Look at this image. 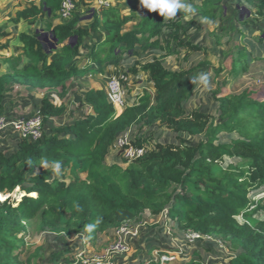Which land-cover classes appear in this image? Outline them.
<instances>
[{"label": "trees", "instance_id": "trees-1", "mask_svg": "<svg viewBox=\"0 0 264 264\" xmlns=\"http://www.w3.org/2000/svg\"><path fill=\"white\" fill-rule=\"evenodd\" d=\"M93 1L79 3L91 5ZM226 1L192 2L188 13H198L211 25L223 17ZM247 1L254 3L258 16L264 15V0ZM131 4L143 9L140 0H131ZM60 8L61 0H43L41 7L33 5L18 15L34 22L39 14L45 15L50 9L56 15ZM100 9H94L90 28L78 27L77 12L54 27L59 44L72 37L77 40L52 54L44 51L36 35L21 34L24 52L8 58L11 71L0 76V114L5 111V89L11 82L60 87V96L65 97L66 82L86 72L68 65L81 41L101 25L108 35L90 55L94 62L105 63L119 50L134 52L144 38L163 31V38L151 43L153 47L167 53L180 49L207 51L205 46L184 38L188 30L182 19L156 20L154 14L158 12L148 11L135 29L123 32L134 14H122L116 6ZM244 54L248 52H239L233 59V76L251 74L250 58L245 64L240 62ZM25 56L31 64L20 71L16 67ZM162 57L128 70L147 72L155 90L133 93L127 86V104L121 112L116 111L104 89H90L81 105L91 106L92 113L45 131L41 139H21L11 153L0 151V196L13 193L20 200L8 197L0 201V264H38L44 253L41 245L34 247L29 242L34 233L48 231L60 238L83 234L93 244L101 236L110 235V243L116 229L126 221L162 213L179 238L185 239V232L194 231L222 242L229 253L221 255L226 264H264V197L255 199L264 189V95L259 96L250 87L228 93L217 87L213 91L217 115L190 109L189 102L198 88L192 78L201 72L210 75L212 62L204 58L189 67L171 68ZM41 111L46 123L51 117L63 115L66 106L45 97ZM157 123L180 137H203L197 144L182 137L179 143L158 142L154 149L132 161L120 151L116 161L108 160L121 134L135 127L131 130L133 144L147 146L149 135L141 136V130ZM223 135L230 139L223 141ZM42 160L48 161L47 167L41 165ZM54 161L62 162L59 175L53 171ZM79 250L64 248L51 260L53 264H72ZM206 253L205 249H193L184 259L163 264H213L207 261ZM139 264L161 263L150 256Z\"/></svg>", "mask_w": 264, "mask_h": 264}, {"label": "crops", "instance_id": "crops-1", "mask_svg": "<svg viewBox=\"0 0 264 264\" xmlns=\"http://www.w3.org/2000/svg\"><path fill=\"white\" fill-rule=\"evenodd\" d=\"M42 1L43 0H0V29L2 30V34H0V76L11 71L10 63L7 62L8 58L13 56H20L23 54L24 44L20 39L21 34L36 35L44 51L48 54H52V52H54L55 50L60 49L65 43H70L69 39L63 44H59V42H57V47L55 48L51 47V41H53L52 37H55L53 29L63 22V19L60 17L59 12H57L56 15H53L49 9L48 11H46L45 15L39 14L35 18L34 22H30L29 19L19 17L18 13L20 11L30 8L33 5L41 7ZM187 1L190 4L192 2L195 4H199L202 0ZM228 1H226L224 5L225 11L223 17L211 25H207L198 13L189 14L188 12H179L173 19L178 20L180 17V19L187 23L188 33L184 38L191 39L193 42L202 46L205 44L203 43V41H201L202 29L206 30V33L209 34V32L213 33L214 31L220 32L221 28L225 27V30H228V35L227 38L223 39L224 45L222 47H224V51L231 49L239 51V46L241 45V48H243L245 51H247V49L251 50L248 51V53L253 52V54L249 55L248 57V59L250 58V60L247 61L250 63L251 69H255V67L258 65H264V40L260 38L262 37L264 39V15H257L253 2L251 3L247 0H233L232 5L235 8H229ZM111 3V6L119 7L122 14H134V18L123 26V32H129L135 29L141 22L142 15H145L148 12V10L145 8H134L131 4V0H111ZM88 5L89 4H87L86 2L79 3V8L77 10V13L80 15L78 27L90 28L93 22L94 15H87V8L89 6L96 9V11L101 10V7L96 5L94 1L91 5ZM44 9L47 10L48 8L45 7ZM243 11H245V16H242L240 14V12L242 13ZM154 18L156 20H160L163 17L156 13L154 14ZM249 22H252L253 24V36L246 34V32H248L250 28ZM233 28H235L234 31ZM229 29L231 31L230 33ZM42 34H47V37L43 36L41 39ZM164 34L165 32L163 31L155 37L149 39L144 38L141 43L136 44L134 52H129L126 49L119 50L115 58L106 60L105 63H100L94 62L90 55L93 53V51L97 50L99 48V45L107 38L108 33L101 25L98 29L92 31L88 36H86L83 41H81L79 51L73 57L71 63L68 65L69 68L77 67L80 71L86 72L74 75L66 82L68 91L65 97L62 98L60 96V87L39 88L27 84L11 82L6 86L5 89L4 114L11 117L29 116L37 108H41L43 99L45 97H48L53 103L57 105L64 104L66 106V111L63 115L51 117L48 121H46L45 131L48 132L53 127L73 123L76 119L82 118L85 115L92 113L93 108L89 105L81 106V102L84 100L86 93L90 89H104L106 91V84L110 77L113 75L127 72L129 76V82L127 85L129 87H132L133 93L143 91L144 89H150L154 91V85L151 82L149 74L147 72H138L136 74L132 72L129 73L128 70L145 62L151 61L156 57L159 58L162 56V60L167 66L171 68L189 67L206 58L204 52H191L188 49H180L178 50V52L167 53L162 51L158 47H153L151 43L158 38H163ZM205 39L206 36L203 38V40ZM211 42L213 43V40H211ZM125 45L126 44H123V46ZM172 54H176L174 55V59H169ZM103 57L105 58V55H103ZM195 57H197V60H194ZM50 61L51 57L49 58V62ZM30 64V59L25 56L20 64L16 67V69L22 71L24 69H27ZM136 78L140 79L141 82L137 81ZM133 81L138 82L136 84V89H134V87L132 86ZM230 83H228V85ZM198 90L199 87L197 88L191 100L194 99ZM242 90L243 89L238 90L235 88L231 91L226 92H239ZM134 128L135 127H132L130 130L134 131ZM20 140L21 139L19 138V136L12 131L4 133L0 137V151L11 153L18 148ZM118 156V149L111 148L108 155V160L110 162L116 161L118 159ZM153 217L156 218L157 216ZM143 226H145V224ZM168 235H170V238L173 239L174 235H171L170 231H168ZM177 238L174 237V240H178ZM98 240L101 241V237ZM99 244H101V246ZM107 244L108 243L103 245V242L101 241V243L97 242L93 245L88 246L79 245L76 248L80 250L85 249L86 251L93 253L101 251ZM156 245L160 246L157 243ZM170 251H181V258L184 259L186 257L185 251L182 247L178 246L174 249L169 248L167 243L164 244L163 247H155L149 257L151 256L157 260L158 253ZM225 261L227 263V260Z\"/></svg>", "mask_w": 264, "mask_h": 264}, {"label": "rangeland", "instance_id": "rangeland-1", "mask_svg": "<svg viewBox=\"0 0 264 264\" xmlns=\"http://www.w3.org/2000/svg\"><path fill=\"white\" fill-rule=\"evenodd\" d=\"M186 2L189 3L187 0ZM232 4H233V0H229L228 7L229 8L234 7ZM87 15L88 16L94 15V12L90 11V6L87 8ZM249 26H250V28L248 27L249 31L246 32V34L253 36L254 28H253L252 22H249ZM225 29L226 28L224 27V28H221L220 32L214 31L213 33L209 32V34L206 33V30L202 29L201 41L205 43L203 46L207 48V51L204 52L205 57L208 58L213 64V70L210 73L211 88L205 89L202 86L199 87V90L196 96L189 103L190 109L199 108V109H202L208 112H212L217 115L216 101L213 96V91L217 87H223L222 89L224 93L226 91H231L232 89H235V88L238 90H241L246 87H250L251 89H254V91L259 92V96L264 95V65L262 66L258 65L255 67V69L252 68L250 71L251 74H242L238 76H233L230 73V70L232 68L233 59L237 56L239 52H243L244 49L241 48V45H240L239 51H235L233 49L224 51V47H222L224 45L223 39L227 38V35H228L227 33L228 30L226 31ZM234 30L235 28H233V31ZM230 32L231 31L229 29V33ZM205 36H206V39L203 40ZM211 40H213V43L211 42ZM248 51H251V50L247 49L246 52ZM251 54H253V52L250 54L249 53L244 54L243 56L244 59H241L240 62L242 64H245L246 63L245 60ZM174 55L176 54H172L171 57H169V59H174ZM194 60H197V57H195ZM136 80L141 82V80L138 78H136ZM137 81L136 82L133 81L132 83V86L134 87V89H136V84L138 83ZM228 83L230 84L228 85ZM141 131H142L141 136L143 135V133H146L147 135H149L148 136L149 139L147 141V146L149 150L154 149L156 143L158 142L179 143L182 137V138H186L188 141H190L193 144H197L203 137V136L194 137V136H189L185 134L180 137L179 134L167 129L164 125L160 123L153 125L151 128L142 129ZM229 139H230L229 135L222 136L223 141H227ZM227 162H229V160H227ZM258 192L259 194L255 196V199H259V197H264V189ZM9 195L10 194H4L3 197L0 196V201L7 199ZM10 197H12L13 199H16L17 202L20 201L18 200L17 196H13V193L10 195ZM164 220H165L164 213L157 215L156 218L147 217V218L137 219V222H142V223L145 222L144 223L145 226L142 227V230L140 234L138 235V237L131 239L130 251L125 254L116 256V264H139L140 262L146 261L149 258V255L154 250V248H152L153 246L159 248L160 246L163 247V245L166 243L168 244L169 248L174 249V248H177L178 246L182 247L185 253L187 252V254L193 249H198V250L205 249L208 251V253H206L208 255V256L206 255L207 261L213 262L215 264H226L225 259H223L221 255L228 256L229 253H228V250H225L224 246H221L219 244L220 241L216 242L212 240L211 238L209 239H211L212 241H207L206 239L189 241L186 238L185 239L177 238V236L174 235L173 230H171L172 228L171 225L169 223H165ZM168 231H170L171 235L173 234L174 237L177 238L178 240H174V237L173 239L170 238L171 236L168 235ZM101 239H102L101 241L103 242V245H105L111 240V236L107 235V237L105 238L104 236H101ZM101 241L98 240L97 242L101 243ZM169 241L171 243L172 242L174 243L176 242V243L171 244ZM29 242L34 247L38 245H41L43 247L44 257L42 259H39L38 264H53L51 260L52 255L64 248H67L70 246L77 247L79 245H83V246L93 245V242L86 239L83 236V234H80V235L77 234V235H74L73 237H61L60 238V237H56L55 235H53L52 233L48 231L34 233L33 235L30 236ZM156 243L159 244L160 246H157ZM99 245L101 246V244ZM24 258H26V256H24ZM62 263H65V262L62 261ZM54 264H59V262L54 263Z\"/></svg>", "mask_w": 264, "mask_h": 264}, {"label": "built area", "instance_id": "built-area-1", "mask_svg": "<svg viewBox=\"0 0 264 264\" xmlns=\"http://www.w3.org/2000/svg\"><path fill=\"white\" fill-rule=\"evenodd\" d=\"M99 7H110L111 0H94ZM79 8L78 0H61L59 15L62 19L71 18ZM94 11V8L92 10ZM129 76L123 72L110 77L106 84V93L117 112H121L127 104V84ZM138 93V92H137ZM16 133L20 139L38 140L43 138L45 133V121L41 108H37L29 116L11 117L0 114V137L6 132ZM132 131L128 130L121 134L116 141V148L120 151L127 161L135 160L145 155L148 146H136L133 144ZM144 223L137 220L126 221L116 229L113 240L104 249L97 252H88L85 249L79 250L72 264H116V256L130 251L131 239L138 237ZM184 236L189 241L201 240V234L188 231ZM221 246H224L220 242ZM181 251H170L158 253L157 260L163 264L166 262H177L181 259ZM178 264V263H177Z\"/></svg>", "mask_w": 264, "mask_h": 264}, {"label": "clouds", "instance_id": "clouds-1", "mask_svg": "<svg viewBox=\"0 0 264 264\" xmlns=\"http://www.w3.org/2000/svg\"><path fill=\"white\" fill-rule=\"evenodd\" d=\"M143 8L150 12H158L164 20H171L175 18L178 12H191L192 6L186 0H140ZM192 84L196 87H203L205 89L211 88L210 75L207 72H201L192 78ZM48 161L42 160L41 165L47 167ZM53 171L59 175L61 172L62 162L54 161Z\"/></svg>", "mask_w": 264, "mask_h": 264}, {"label": "water", "instance_id": "water-1", "mask_svg": "<svg viewBox=\"0 0 264 264\" xmlns=\"http://www.w3.org/2000/svg\"><path fill=\"white\" fill-rule=\"evenodd\" d=\"M244 13H245V11H243V12L241 13V15H243ZM248 14H249V11H248ZM43 36H46V37H47V34H45V35L42 34L41 39H42ZM52 40H53V41H51V42H52L51 47H52V48L57 47L56 43L58 42V39H57L56 37H52ZM76 40H77L76 37H72V38H70L69 42H70L71 44H74V43L76 42ZM54 42H55V43H54ZM10 195H11V194H10ZM10 195H9V197H10ZM24 195H25V194H24Z\"/></svg>", "mask_w": 264, "mask_h": 264}]
</instances>
